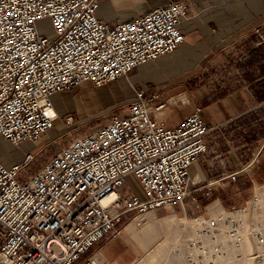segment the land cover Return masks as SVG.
Here are the masks:
<instances>
[{
    "label": "built area",
    "instance_id": "obj_1",
    "mask_svg": "<svg viewBox=\"0 0 264 264\" xmlns=\"http://www.w3.org/2000/svg\"><path fill=\"white\" fill-rule=\"evenodd\" d=\"M96 9V0H0L2 139L38 142L58 119L53 95L112 83L184 41L178 26L185 2L114 26L99 20ZM44 19L50 35L38 28ZM255 34L264 42V28ZM157 98L136 91L121 116L71 139L33 174L22 177L34 154L9 167L0 161V264H75L117 233L124 214L183 207L192 194L190 168L206 153L214 128L199 107L177 126H164L152 117L166 106L154 107ZM129 175L146 200L121 194ZM237 229L233 222L230 230Z\"/></svg>",
    "mask_w": 264,
    "mask_h": 264
},
{
    "label": "crops",
    "instance_id": "obj_2",
    "mask_svg": "<svg viewBox=\"0 0 264 264\" xmlns=\"http://www.w3.org/2000/svg\"><path fill=\"white\" fill-rule=\"evenodd\" d=\"M96 1L95 16L110 26L171 2L187 4L178 26L184 41L177 49L95 92L109 95L118 82L130 91L131 101L136 91L156 94L153 106L163 102L166 106L154 110L152 117L169 128L200 107L203 122L214 130L206 138L208 150L190 168L191 184L198 187L209 178L219 179L211 199L226 207L241 206L253 186H264V42L258 44L254 33L264 28V0ZM111 85L114 87L109 88ZM62 95L52 97L59 117L64 112ZM252 156H258L260 164L246 175L242 167ZM127 179L139 184L133 175ZM120 192L125 195L123 188ZM151 212L158 216L163 210ZM127 214L115 227L118 234L89 249L91 254L95 252L93 256L112 264H133L138 259L139 248L131 242L126 227L122 228L133 217L131 212Z\"/></svg>",
    "mask_w": 264,
    "mask_h": 264
},
{
    "label": "rangeland",
    "instance_id": "obj_3",
    "mask_svg": "<svg viewBox=\"0 0 264 264\" xmlns=\"http://www.w3.org/2000/svg\"><path fill=\"white\" fill-rule=\"evenodd\" d=\"M37 25L40 32L44 35L52 34L53 27L48 19L39 21ZM128 77L129 75L125 78ZM113 85H116V83ZM111 87L114 86L111 85L109 88ZM97 88L96 86L85 83L70 91L61 93L64 99V108L62 107L64 112L60 114V117L58 116L50 132L38 142L13 145L0 137V161L9 167L23 161L27 154H34V160L23 170L24 176L22 177H25L26 174H33L40 169L56 152L64 148L71 139L108 123L113 116H121L124 109L131 101L129 96L130 91L128 92L127 89L121 84H118V82L115 89L110 90L111 93H109V95H101L95 92ZM154 89L160 90L157 86L154 87ZM113 91L114 94L112 93ZM68 117L72 119L70 123L66 122ZM250 159L251 160H248L242 167L246 175L252 174L260 164L258 156H252ZM198 160H200V158ZM219 184V179L214 178L207 179L204 185L198 187H194L191 184L192 194L185 200L183 207L174 209L162 207V214L158 216L152 214L156 218H162L174 212L179 218L187 217L188 219H192L203 216L208 220H213V214L209 209L212 204H217V206L221 208L218 212L219 214L225 213L226 215H235L238 211L245 209L246 211L244 213H246V215H243L245 216V218H243V220H245L244 224H250L249 226L245 225L242 231L243 238L246 237L247 239V241L245 240L244 242L246 245L245 248L234 243L236 239L235 235L230 237L226 234L227 231H231L226 227L229 226L230 223L228 219H225L227 221H224L225 225L222 230L220 226L209 230L211 235L217 236V240L201 238L197 240L198 246H195V248L189 246V242L186 239L183 241H179V238L176 239V241H173V239L164 241V236L161 235L155 240H152L149 244L147 242L145 245L131 238V242L139 248L140 252L138 259L133 264H207V262H210L209 264H215L217 261L219 262L218 264H264L263 206L259 205V203L256 206L251 203L254 200L256 188L262 187V189H264V186H253L251 194L247 195L246 200L241 206L233 205L226 207L224 204L222 205L211 199L212 191ZM204 186H208L209 191ZM122 188L125 191L124 194L132 192L138 195L141 200H146L147 198L141 186L133 180L127 179ZM206 191H208V195ZM260 204L264 205V199ZM131 213L133 217H131L122 228L126 227L127 224L138 216L135 212ZM128 214H130V212H128ZM233 219H235L234 223L241 225L240 220L236 218ZM122 222L123 220L119 223L121 224ZM116 232L117 234L119 233L118 231ZM220 233H223V236H220ZM179 236L180 239L188 238L183 236V231L179 233ZM247 245H249V247H247ZM202 246H209L211 249L214 247V251L211 250V252L210 248L207 247L208 253H200V247ZM156 248L158 249L156 250ZM154 249L155 252L153 256H155L152 257L151 251ZM92 253L93 254H91L89 250L86 251L75 264H86L88 260L93 261L95 264H112L98 259L97 256H93L95 252Z\"/></svg>",
    "mask_w": 264,
    "mask_h": 264
},
{
    "label": "bare ground",
    "instance_id": "obj_4",
    "mask_svg": "<svg viewBox=\"0 0 264 264\" xmlns=\"http://www.w3.org/2000/svg\"><path fill=\"white\" fill-rule=\"evenodd\" d=\"M263 199H264V189H262V187L256 188L254 200L251 203L255 206L259 203V205L263 206V211H264V205L260 204V202H262ZM209 209L211 210L213 214V220L212 219L208 220L204 218L203 216H198L192 219H188L187 217L179 218L174 212H171L170 214L162 218H156L153 216L152 212L150 211L145 214L138 215L133 221H131L126 226L125 231L129 232V235L131 238L137 240L138 242H140V244H144V245L147 242L149 244L152 240H155L156 238H158V236L161 235V236H164V239H163L164 241L170 240V239H173V241H176V239L178 238H179V241H183L186 239L189 242V246L195 248V246H198L197 240L201 238L217 240L216 239L217 236L211 235L209 230L213 229L214 227H218V226H220L222 230L223 226L225 225L224 221H227L225 219H228V222L230 223L229 226H226L228 230H230V225L233 224L235 220L233 218H236L240 220V223L242 226L238 224L237 234H235L231 230H230L231 232L227 231L226 234L230 237H233L235 235L236 239L234 243H236V245L238 246L245 248L246 245L244 244V242L245 240L247 241V239L246 237L243 238L242 231L245 225H248V226L250 225L249 223L244 224L245 220H243V218H245V216L243 215H246V213H244L246 210L243 209L241 211H238L235 215H226L225 213H222V214L218 213L221 210V208L218 207L217 204H212L209 207ZM212 222H214V224H212ZM182 231H183V236L188 237V238L180 239L181 235L179 236V233H181ZM219 235L223 236V233H220ZM207 247L210 248V251L211 250L214 251V247L212 249L209 246ZM207 247L206 246L200 247L201 249V250L199 249L200 253L201 252L204 254L208 253ZM247 247H249V245H247ZM157 249L158 248H156V250ZM154 252H155V249L151 251L152 257L155 256V255L153 256ZM209 263L210 262H207V264ZM218 263H219L218 261L215 262V264H218Z\"/></svg>",
    "mask_w": 264,
    "mask_h": 264
}]
</instances>
